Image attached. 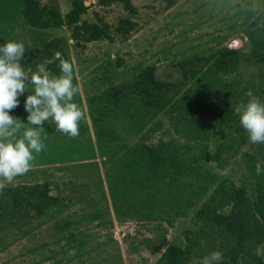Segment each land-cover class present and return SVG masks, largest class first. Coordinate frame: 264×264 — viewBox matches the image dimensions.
I'll use <instances>...</instances> for the list:
<instances>
[{
	"label": "rangeland",
	"instance_id": "1",
	"mask_svg": "<svg viewBox=\"0 0 264 264\" xmlns=\"http://www.w3.org/2000/svg\"><path fill=\"white\" fill-rule=\"evenodd\" d=\"M40 1L62 15L72 3ZM82 2V19L98 34L87 41L75 39L72 26L31 27L21 0H0V45L22 42L23 59L38 49L24 68L29 76L64 54L79 88L73 102L84 113L76 137L45 121L44 149L33 152L30 170L10 184L0 178V264H160L172 246L181 249L175 264H201L212 251L222 253L220 264H245L238 228L197 216L218 188L232 187L247 198L223 201L217 212L234 217L235 226L252 216L259 221L261 238L247 237L245 248L252 245L264 261V172L256 174L258 163L264 169V144L250 143L234 113L249 90L264 102V0ZM227 48L238 53L224 60ZM149 69L171 85L165 107L135 124L119 111L108 120L115 140L101 145L88 97L103 93L108 111L153 101ZM25 84L9 115L37 127L27 124L24 103L34 89ZM160 137L172 140L171 153L182 161L175 182L148 173L150 156L136 147Z\"/></svg>",
	"mask_w": 264,
	"mask_h": 264
},
{
	"label": "clouds",
	"instance_id": "2",
	"mask_svg": "<svg viewBox=\"0 0 264 264\" xmlns=\"http://www.w3.org/2000/svg\"><path fill=\"white\" fill-rule=\"evenodd\" d=\"M25 46L22 42L9 40L0 45V178L12 183L18 176L26 174L35 159L33 152L44 149L41 133L45 121L55 124L60 133L76 137L79 122L84 118L81 108L73 102L79 88L73 85L72 64L59 57L60 75H52L44 66L38 65L37 71L29 73L21 66ZM26 81L33 85V94L25 98L24 108L28 113L27 127L9 111L18 106V96L25 92ZM248 100L234 108L240 125L248 134L250 143L264 144V102L251 90L246 93ZM22 137L17 138V133ZM264 172L256 165V174ZM4 187L0 183V190ZM223 256L212 251L203 258L201 264H220Z\"/></svg>",
	"mask_w": 264,
	"mask_h": 264
},
{
	"label": "trees",
	"instance_id": "3",
	"mask_svg": "<svg viewBox=\"0 0 264 264\" xmlns=\"http://www.w3.org/2000/svg\"><path fill=\"white\" fill-rule=\"evenodd\" d=\"M23 3L22 16L26 23L34 28H49V27H60L62 25L72 26V36L75 39L83 38L86 41L94 39L98 36L96 32L88 25V23L82 19V15L86 11V6L82 0H72L70 9L63 15L60 13L59 9L55 5H50L47 3H42L40 0H21ZM120 1L125 4L127 7H130V0H112ZM80 23V24H79ZM79 25V26H78ZM264 50V49H263ZM230 53L237 54V50L227 48L225 50L224 60H227V55ZM262 54V53H261ZM38 55V49H31L30 55L26 59H22L20 64L23 68L26 67L32 59H35ZM59 57L67 60L64 54H61ZM203 57V56H202ZM48 71L52 75H60L59 68V59H55L52 64H48ZM145 77L150 84H153V89L156 91L154 100L149 102H143L142 100L131 101L129 109L121 107L117 104H113L110 111L105 103H101V98L103 93H94L88 97V105L91 113L93 115L96 112L93 123L96 128V135L99 143L101 145L110 143L115 140V131L113 128L112 122H108L109 119L115 117L117 118L119 111L121 115L124 116L128 121L127 123L135 124L140 121L146 113L150 111L161 110L165 107V97L164 92L171 90V85L169 83L160 81L154 78L153 72L149 69L145 73ZM112 94L116 96L118 92L113 90ZM112 111V115L108 117L109 112ZM108 117V118H107ZM113 128V129H112ZM116 134V133H115ZM138 151L144 149V151L150 156L146 162V170L148 173L159 175V178H163L165 175L169 177L171 182H175L178 176L183 171L182 161L177 159L171 152L177 150L176 146H172V140L169 138L160 137L157 143H139L137 144ZM109 152L112 154L111 150ZM135 161V160H134ZM133 161V162H134ZM132 162V164H134ZM113 168L108 172L109 176V187L112 192V197L114 198L115 191L113 190L112 174ZM146 178H148L146 176ZM46 189V188H45ZM218 194H213L210 196L199 208L197 211V216L199 218L212 219L216 222H220L228 226V230H235L236 234L239 236L240 242L239 247L243 251L245 256V264H264V261L261 259V256H257L256 252H252V245L248 244V247L245 248V239L250 237L249 240L258 241L261 238V233L259 230L257 219L252 221V217L244 220H240V225H234V217L229 215L219 214L217 209L221 208L223 201H231L236 197L241 199L247 198V194L244 189L236 191L233 187L228 191H223L221 188L217 190ZM223 196L221 199L220 197ZM122 200H125V195H122ZM150 202H147V205ZM252 221V222H250ZM235 227V228H234ZM166 255L161 259L160 264H175L173 256L180 254L181 249L176 246H172L165 252Z\"/></svg>",
	"mask_w": 264,
	"mask_h": 264
}]
</instances>
